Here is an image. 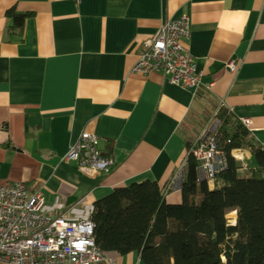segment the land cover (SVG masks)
I'll use <instances>...</instances> for the list:
<instances>
[{
  "label": "crops",
  "instance_id": "1",
  "mask_svg": "<svg viewBox=\"0 0 264 264\" xmlns=\"http://www.w3.org/2000/svg\"><path fill=\"white\" fill-rule=\"evenodd\" d=\"M10 9L25 15L21 32L10 29ZM181 16L209 90L130 72L144 43ZM219 106L250 120L264 148V0H0V187L26 183L47 214L89 219L95 201L146 180L179 204L172 181ZM82 132L114 161L108 175L61 162ZM108 256L143 264L135 253Z\"/></svg>",
  "mask_w": 264,
  "mask_h": 264
},
{
  "label": "trees",
  "instance_id": "2",
  "mask_svg": "<svg viewBox=\"0 0 264 264\" xmlns=\"http://www.w3.org/2000/svg\"><path fill=\"white\" fill-rule=\"evenodd\" d=\"M6 15L10 29L21 32L25 15L12 9ZM213 120L226 159L213 185L198 181L194 143L188 144L179 204L168 203L166 186L152 180L116 187L93 203L100 250L135 253L143 264H264V148L224 107ZM235 150L249 152L253 163L244 167ZM234 211L231 225L227 214Z\"/></svg>",
  "mask_w": 264,
  "mask_h": 264
},
{
  "label": "built area",
  "instance_id": "3",
  "mask_svg": "<svg viewBox=\"0 0 264 264\" xmlns=\"http://www.w3.org/2000/svg\"><path fill=\"white\" fill-rule=\"evenodd\" d=\"M190 36L188 16L165 22L144 43V50L130 72L144 77L158 72L168 83L183 89L209 90L212 82L205 81L186 48ZM227 67L231 71L236 69L231 62ZM240 123L250 134V120L241 119ZM217 126L216 121L209 122L191 151L198 162V181H205L209 186L226 165L225 152L216 135ZM232 155L242 160L241 151L235 150ZM61 162L73 163L86 176L108 175L115 166L99 149L98 137L87 132L80 133ZM183 173L184 165L172 181L174 188L180 189ZM44 205L43 195L31 193L24 182L0 187V264L113 263V258L96 246L90 218L68 220L61 213L47 214Z\"/></svg>",
  "mask_w": 264,
  "mask_h": 264
},
{
  "label": "rangeland",
  "instance_id": "4",
  "mask_svg": "<svg viewBox=\"0 0 264 264\" xmlns=\"http://www.w3.org/2000/svg\"><path fill=\"white\" fill-rule=\"evenodd\" d=\"M230 213H233L232 215ZM227 214V219L228 222L231 224V221L235 220V213L234 212H230Z\"/></svg>",
  "mask_w": 264,
  "mask_h": 264
},
{
  "label": "bare ground",
  "instance_id": "5",
  "mask_svg": "<svg viewBox=\"0 0 264 264\" xmlns=\"http://www.w3.org/2000/svg\"><path fill=\"white\" fill-rule=\"evenodd\" d=\"M230 214L232 215L233 213H230ZM234 221H235V220H233V221H231V222L234 223Z\"/></svg>",
  "mask_w": 264,
  "mask_h": 264
},
{
  "label": "water",
  "instance_id": "6",
  "mask_svg": "<svg viewBox=\"0 0 264 264\" xmlns=\"http://www.w3.org/2000/svg\"><path fill=\"white\" fill-rule=\"evenodd\" d=\"M235 224V221H234V223H231V225H234Z\"/></svg>",
  "mask_w": 264,
  "mask_h": 264
}]
</instances>
